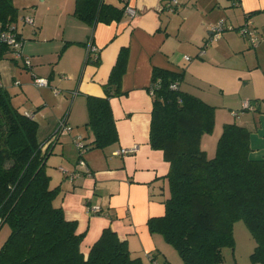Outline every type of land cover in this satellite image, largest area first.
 I'll list each match as a JSON object with an SVG mask.
<instances>
[{
    "label": "crops",
    "instance_id": "0c3cea01",
    "mask_svg": "<svg viewBox=\"0 0 264 264\" xmlns=\"http://www.w3.org/2000/svg\"><path fill=\"white\" fill-rule=\"evenodd\" d=\"M10 1L30 67L22 60H1L0 86L9 91L15 108L32 114L39 144L56 132L42 147L48 150L45 169L50 187L59 189L55 205L83 234L81 252L86 257L109 228L143 264H183L161 235L147 229L149 219L164 214L169 194V164L149 143L152 72L181 73L180 91L214 108L213 131L200 142L207 158L215 154L223 125L236 123L250 131V159L264 161V0H175L173 12L164 8L173 0H103L118 9L127 3L135 15L123 12L120 21L95 26L73 15L75 0ZM23 17H30L33 25ZM219 22L227 29L214 36ZM245 25L255 31L256 45L241 36ZM90 45L94 50L89 51ZM122 48L128 54L120 94L109 98L117 141L94 150L89 146L93 132L87 126L86 99L105 97ZM32 74L48 85L35 87ZM244 103L253 110L242 109ZM60 124L69 133L57 132ZM76 137L89 147L80 158ZM121 149L133 152L114 155ZM61 169L76 177L68 180ZM242 225L234 224V246L222 249V264H257L250 260L255 242ZM5 228L0 219V247L8 236Z\"/></svg>",
    "mask_w": 264,
    "mask_h": 264
},
{
    "label": "trees",
    "instance_id": "16d2710c",
    "mask_svg": "<svg viewBox=\"0 0 264 264\" xmlns=\"http://www.w3.org/2000/svg\"><path fill=\"white\" fill-rule=\"evenodd\" d=\"M123 12L103 0H75L73 15L95 26L120 21ZM16 19L11 1L0 0V21ZM127 54L126 48L120 50L105 97L86 99L91 149L117 141L109 98L120 94ZM4 59L11 58L0 45V61ZM181 80V73L152 72L149 143L169 164V194L164 214L149 219L147 229L161 235L183 264H222V249L234 246L233 226L242 222L255 242L251 262L264 264V161L250 159V131L236 123L223 125L215 154L207 158L200 142L213 131L214 108L180 91ZM175 82L178 88L171 89ZM11 98L0 86V219L9 230L0 264H143L109 228L83 255V234L55 205L59 189L50 187L45 169L48 150L42 147L56 132L39 144L37 123L15 108Z\"/></svg>",
    "mask_w": 264,
    "mask_h": 264
},
{
    "label": "built area",
    "instance_id": "2783aa9c",
    "mask_svg": "<svg viewBox=\"0 0 264 264\" xmlns=\"http://www.w3.org/2000/svg\"><path fill=\"white\" fill-rule=\"evenodd\" d=\"M124 1L127 2L128 0H124ZM177 7H178V2L175 0L167 2L164 6V8L170 12H173ZM123 11H124V14L129 16V17H133L135 15V10L127 3L124 4ZM22 21L25 24L33 25V20L30 17H23ZM226 29H227V27L224 26V23L219 22L217 24V26L215 27V29L213 30L214 36H219L220 33ZM228 29L230 30L231 28L228 27ZM239 32H240L241 36L243 38L247 39L251 45H256L257 37L255 35V31L252 30L249 27V25H245L242 28H240ZM0 45H4L7 47L9 57L13 61L22 60L25 67H27V68L30 67V61L28 60L27 57H25L22 54L23 39L20 37V35L17 31V28L14 24H12V23H9V24L6 23L5 24L4 22L0 21ZM92 50H94V48L90 45L89 51H92ZM185 59L188 60V58H185ZM32 83L37 88L46 87L48 85V82L46 79L36 77L33 74H32ZM15 84L18 85V82H16ZM170 88L171 89H177L178 88L177 82L173 83L170 86ZM54 93L55 94L58 93V90H54ZM242 109L252 111L253 106L249 103H244L242 105ZM25 115L28 118L32 119V114L25 113ZM59 130L62 131V133H69L70 128L65 127L62 124H60L59 128L57 129V132ZM73 141H74L75 147L77 148V150L79 152V158H80V157H82V154L85 151V147L83 146L81 138L76 137V138H74ZM130 152H133V149H121V150L115 152L114 155L124 156ZM78 165L83 166V167L85 166L84 162L82 160H79ZM61 172L70 181H72L76 177L75 173L68 172L67 170L61 169ZM85 173L88 174L87 170ZM93 212H98L96 207L93 208Z\"/></svg>",
    "mask_w": 264,
    "mask_h": 264
},
{
    "label": "rangeland",
    "instance_id": "374dc122",
    "mask_svg": "<svg viewBox=\"0 0 264 264\" xmlns=\"http://www.w3.org/2000/svg\"><path fill=\"white\" fill-rule=\"evenodd\" d=\"M12 24H13V23H12ZM240 224L242 225L243 223L240 222ZM242 226H243V225H242ZM4 232L8 234V229L5 228V229H4ZM0 234H1V233H0ZM236 235H237V233H236ZM5 237H6V236H5Z\"/></svg>",
    "mask_w": 264,
    "mask_h": 264
}]
</instances>
